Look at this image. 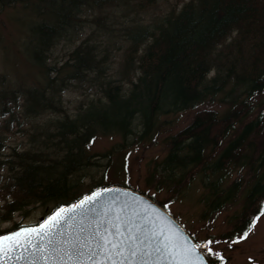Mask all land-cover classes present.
I'll return each instance as SVG.
<instances>
[{"label": "trees", "instance_id": "trees-1", "mask_svg": "<svg viewBox=\"0 0 264 264\" xmlns=\"http://www.w3.org/2000/svg\"><path fill=\"white\" fill-rule=\"evenodd\" d=\"M1 1L13 5L19 0ZM157 1L40 0L35 13L46 18L32 28L27 52L43 82L15 89L1 74L0 116L20 110L27 117L64 115L63 92L74 82H88L91 74L106 76L110 51L89 37L61 67H51L49 53L57 40L78 32L87 12L98 13L93 21L112 32L106 11L143 13L155 8ZM126 41L122 78L100 81L102 99L92 101L73 119L65 113L64 119L35 128L33 146L27 150L6 154L9 148L0 136V180L5 179L0 222H13L17 214L26 217L38 206L56 203L45 220L60 206L83 198L80 190L86 176L78 174L96 164L88 149L99 135L126 139L138 126L139 142H150L163 126V116L197 110L191 123L170 139L159 168L168 176L162 175L158 186L182 183L172 176L178 170L188 171L190 179L205 175L202 217L212 220L240 203L229 230L218 240L237 242L253 230L260 219L249 230L253 218L264 210V0L177 3L149 26L126 27ZM218 98L228 106L222 114L207 107ZM234 171L239 175L233 179ZM154 179L155 174L148 185ZM157 204L168 209V203ZM21 227L15 224L0 236ZM205 256L210 264L227 263L211 252Z\"/></svg>", "mask_w": 264, "mask_h": 264}, {"label": "rangeland", "instance_id": "rangeland-1", "mask_svg": "<svg viewBox=\"0 0 264 264\" xmlns=\"http://www.w3.org/2000/svg\"><path fill=\"white\" fill-rule=\"evenodd\" d=\"M187 1L189 0H158L156 7L148 12L131 11L127 15H124L123 10L120 9L106 11L105 15L109 17L107 23L112 28V32L93 21L98 13L94 15L85 13L83 26L78 32L57 40L49 53L48 65L61 67L69 59L70 53L85 39L91 37L93 42L103 48L102 50L109 48L106 76L98 78L97 74H91L88 82H74L66 89L62 94L61 104L65 113L70 118H75L92 101L103 98L100 81L122 78L125 51L128 47L126 27L135 24L149 26L159 14L167 13L175 4L182 5ZM39 4H41L40 0H19L13 5L0 0V75H6L11 87L15 89L37 86L43 82L41 72L32 63L27 52L33 38L32 28L46 18L42 14L35 13ZM207 107L222 114L228 106L222 105L218 98L215 103ZM196 111L163 116V126L157 130L150 142H139L141 128L138 126L126 139L117 135L96 137L88 149L92 162L96 164L78 174L79 177L86 176L80 194L86 196L96 187L120 186L133 189L146 194L147 197H152L155 203H168V209L165 210L188 234L190 233V236H194L193 240L198 241L196 243L204 254L208 253L205 248L206 242L212 240L213 243L208 245V248L212 249L211 253L218 254V257H225L226 264H264V215L260 217L246 239L237 242H219L220 236L229 230L230 217L240 209V203L226 208L212 220H205L202 217L205 211L202 198L207 193L203 182L208 181L205 175L196 174L190 179L188 171L178 170L172 173V176L177 178V181H181V185L175 182L169 186H158L162 175L168 176L161 172L160 164L167 157L170 139L191 123ZM64 115L44 113L36 117H27L20 110L18 114L0 116V136L4 138L9 148L6 154L11 153L12 149L23 151L31 148L33 146L31 134L34 133L35 128L64 119ZM108 164L111 166L109 165L106 172ZM153 174H155L154 183L148 185V180ZM238 175V172L234 171L232 178ZM4 184L5 179H1L0 208L5 201L2 199ZM56 206V203L38 206L26 217L17 214L13 222H0V232L12 229L15 224H20L22 227L39 224Z\"/></svg>", "mask_w": 264, "mask_h": 264}, {"label": "water", "instance_id": "water-1", "mask_svg": "<svg viewBox=\"0 0 264 264\" xmlns=\"http://www.w3.org/2000/svg\"><path fill=\"white\" fill-rule=\"evenodd\" d=\"M93 193L97 197L86 199ZM57 210H62L60 215L50 220ZM45 221L48 225L41 236L22 235L13 250L0 252V264H177L180 257L173 259L164 245L188 256V264H210L203 250L164 208L127 187L99 188L75 203L60 206L41 223L13 232ZM49 225V234L43 235ZM109 241L118 247L112 248Z\"/></svg>", "mask_w": 264, "mask_h": 264}, {"label": "snow or ice", "instance_id": "snow-or-ice-1", "mask_svg": "<svg viewBox=\"0 0 264 264\" xmlns=\"http://www.w3.org/2000/svg\"><path fill=\"white\" fill-rule=\"evenodd\" d=\"M94 197H97L96 193H93L92 196L87 197L86 199L92 200ZM81 203H83V201ZM61 211L62 210H57V212L54 213L53 217H50L49 219L51 220V219H54L55 217H58L60 215ZM260 215H264V210L261 211ZM259 218H260L259 215L257 217L253 218V221L249 226V230H251V227L254 226L255 221L258 220ZM45 225H48V221H45L44 224H41L40 226L35 227V228H23L19 232H13L10 236H0V252L7 254L8 251L13 250L14 247L16 246V241L22 235L27 237V238H30L33 234H35L37 236H41L42 235L41 230L45 229ZM50 229H51V225H49L47 230H45L43 232V235H48L50 232ZM162 234L163 233H161V235ZM247 236H248V232L246 231L242 234L241 238L246 239ZM131 239H134V238H131ZM5 242H7V247H5ZM108 243H110L112 245V248L118 247L117 244L112 243L111 241H109ZM212 243H213L212 240H208L205 244V248H207L208 252H212V249L208 248V245H211ZM164 248L167 249V254L169 256H171L173 259H177V257H180V259L177 261V264H188V256H182L180 253L173 252L170 248H168V245H164ZM193 250L194 249H189L188 252H191ZM135 254H136L135 252L132 253V255H135ZM118 255H122V252L118 253ZM221 259H222V257H221ZM200 264H203V262L200 261Z\"/></svg>", "mask_w": 264, "mask_h": 264}, {"label": "bare ground", "instance_id": "bare-ground-1", "mask_svg": "<svg viewBox=\"0 0 264 264\" xmlns=\"http://www.w3.org/2000/svg\"><path fill=\"white\" fill-rule=\"evenodd\" d=\"M163 208V207H162ZM16 231V230H15Z\"/></svg>", "mask_w": 264, "mask_h": 264}]
</instances>
